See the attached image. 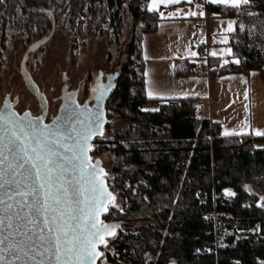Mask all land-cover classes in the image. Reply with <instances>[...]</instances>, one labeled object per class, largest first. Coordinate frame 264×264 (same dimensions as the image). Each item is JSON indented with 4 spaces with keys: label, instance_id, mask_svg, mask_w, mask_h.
Masks as SVG:
<instances>
[{
    "label": "trees",
    "instance_id": "1",
    "mask_svg": "<svg viewBox=\"0 0 264 264\" xmlns=\"http://www.w3.org/2000/svg\"><path fill=\"white\" fill-rule=\"evenodd\" d=\"M149 3L4 0L0 4V62L9 52L15 28L30 42L42 40L58 24L68 26L75 60L88 25L97 29L108 22L119 43L125 35V18L130 17L128 57L107 105L130 124L110 140L97 138L95 145L103 147L94 146L92 154L105 148L112 151L115 160L108 182L123 200L117 208L110 207L111 213L115 210L124 220L140 224L111 242L114 253H106L108 258L116 264H264V207L260 206L264 203V146L254 144L264 136L225 137L220 124L199 116L196 100L149 99L142 38L160 21L157 12L147 10ZM208 9L239 17L232 44L240 63L221 66L214 59L213 74H250L263 67L264 0H250L239 9L214 4ZM184 62L177 67L178 74H189L195 66ZM225 189L236 195L226 196ZM215 192L218 209L232 210L235 226L216 227L206 220V212L215 207ZM205 197L207 202H203Z\"/></svg>",
    "mask_w": 264,
    "mask_h": 264
},
{
    "label": "snow or ice",
    "instance_id": "2",
    "mask_svg": "<svg viewBox=\"0 0 264 264\" xmlns=\"http://www.w3.org/2000/svg\"><path fill=\"white\" fill-rule=\"evenodd\" d=\"M212 4L239 9L250 0H209ZM4 0H0L3 4ZM193 0H151L150 12H158V5H179ZM199 7V5H197ZM177 12L170 16L179 15ZM164 17L163 12H159ZM186 16H204L203 11L184 13ZM248 15H254L248 13ZM237 22L229 21L227 33L236 30ZM243 30V26L239 25ZM228 44V37L220 41ZM232 54V49H222L220 55ZM216 51L210 53L217 56ZM191 56L198 53L191 52ZM145 59H148L145 56ZM207 63V60L204 61ZM233 63L239 64L235 59ZM224 60L223 64H228ZM148 76V73H144ZM234 79V77H232ZM247 83L246 80L242 81ZM149 99L159 94L149 90ZM243 98L248 99L245 89ZM235 101H233L234 103ZM247 109V105H245ZM158 111V109H156ZM149 111V109H144ZM27 115V113L25 114ZM102 123L97 117V129L91 127L80 135L79 143L63 142L65 133L52 131L47 125L38 127L15 118L14 113H0V262L2 264H96L107 247L106 237H116L119 225H109L99 219L100 210L109 211L115 197L107 190L102 169L87 157V141L99 131ZM225 130V137L240 135ZM257 136L264 132L256 131ZM71 139V134L68 135ZM11 157V159H9ZM71 172L78 178L68 175ZM228 197L236 195L225 189ZM19 198V199H17ZM264 201V197H261ZM264 207V203H261Z\"/></svg>",
    "mask_w": 264,
    "mask_h": 264
},
{
    "label": "crops",
    "instance_id": "3",
    "mask_svg": "<svg viewBox=\"0 0 264 264\" xmlns=\"http://www.w3.org/2000/svg\"><path fill=\"white\" fill-rule=\"evenodd\" d=\"M210 4L209 0H193L191 4L158 5V26L152 32L145 33L142 38L145 72L148 73L145 76L146 91L158 93L156 98L161 100H202L203 104L195 105L197 113L220 124L222 135L225 130L245 135H256V131L264 132V65L253 69L250 74L226 71L213 74L211 78L192 71L189 74L177 73V67L183 66L184 61L188 60L193 64L199 61L197 55H190L193 51L197 53L198 41H207L209 54L212 51L218 53L217 56L210 55L211 61H220L221 66L224 60H228L230 64L239 59L234 57L232 44L237 27L232 33L224 31L229 21H236L238 25L239 17L213 12L208 9ZM178 10L179 15H168ZM191 11H203L205 15H184ZM159 12H163L164 17ZM225 36L228 37V44H221L220 41ZM227 48L232 49V54L225 52L221 56L220 51ZM244 80L247 81L246 84L242 82ZM245 89L248 90L247 100L243 98Z\"/></svg>",
    "mask_w": 264,
    "mask_h": 264
},
{
    "label": "rangeland",
    "instance_id": "4",
    "mask_svg": "<svg viewBox=\"0 0 264 264\" xmlns=\"http://www.w3.org/2000/svg\"><path fill=\"white\" fill-rule=\"evenodd\" d=\"M125 20V35L119 43L116 42V35L112 34V28L108 22L101 23L97 29H95V25H88L83 42L79 43L75 60L71 49L72 31L63 24L56 25L53 32L46 34L50 38L43 44L40 52L29 53L28 70L41 91L46 92L49 105H51L50 113H57L59 106H61L59 96L63 92L64 74L70 78L69 87L71 91L80 87L79 102L83 103L100 71H103L107 77L112 76L114 71L121 73L122 66L128 57V43L132 35V20L128 16ZM25 39L26 37L22 35L21 30L15 28L11 34L9 52L0 62V109L3 108L6 95L11 93L12 99L17 97L19 99L17 112L32 111L34 114H41V106L33 92L28 90L21 71L22 61L29 46L34 42H27ZM110 54L112 57L109 56ZM88 77L90 78L86 80ZM105 80L107 81V78ZM107 111L109 122L105 125L103 135L98 137L100 140H110L115 132H123V129L130 124L129 120H125L117 111L108 109V107ZM254 144L263 147L264 140L254 141ZM101 147H103L102 144L96 145V148ZM95 157L102 161L107 173L106 177L109 178L113 173L111 169L115 160L112 151L105 148ZM117 194L121 200L118 198L114 203V208L115 204H119V200L120 203L123 200L120 193ZM129 220L131 221V219ZM130 224L131 226L139 225L140 221L132 220ZM107 239L109 243L106 248H103L104 256L99 264H116L106 254L114 253L113 245H111L114 240L112 237Z\"/></svg>",
    "mask_w": 264,
    "mask_h": 264
},
{
    "label": "water",
    "instance_id": "5",
    "mask_svg": "<svg viewBox=\"0 0 264 264\" xmlns=\"http://www.w3.org/2000/svg\"><path fill=\"white\" fill-rule=\"evenodd\" d=\"M49 36H46L45 38H42V40L34 41L28 48V52L26 53L24 60L22 62L23 65V77L25 84L30 92H33V94L36 96L38 101H40L41 105L43 106V114L41 117L31 115L30 113H19L15 110L17 101H10L9 99H6L3 104V108L0 109V113H14L15 118L24 121L26 124L28 122H33L38 125V127H43L44 125H47L49 129L52 131H60L65 133V138L63 142L68 144L73 143H79L80 135L88 130L89 127L93 129H97V117L99 116L102 123L99 124V131L105 132V125L109 122L108 117V111H107V105L108 101L113 95V92L116 90V79L119 77L118 72H114L112 74L113 76L110 77V82L108 83H99V85H96L93 87L92 93L94 96H91L94 100V105L90 104L89 102H86V104L82 105L79 103L78 99V93L76 91L68 92L66 89L62 95V103L59 107V112L55 120H51L50 122L46 121V115L48 113V109L50 107L48 98L45 94V92H42L37 83L35 82V79L31 76V74L28 73L26 67V63L29 58V53L34 52L35 50L39 49L43 46V44L49 39ZM115 78V79H114ZM115 80V81H114ZM71 134V139H68V135ZM98 137H101V135L94 132L92 137L87 141V157L91 158V162L94 164H97V171L98 175L99 170L102 169L104 173V167L102 161H92V150L95 145V141ZM11 159V157H9ZM69 176L73 178H78L77 175L72 174L71 172L68 173ZM105 184L107 186V190L112 193L113 192L110 189V185L108 182V178L104 177ZM2 191L0 190V195H2ZM19 199V198H17ZM111 206V205H110ZM110 211V207H109ZM109 211L105 213L103 209L100 210V216L99 219L104 221L105 223L112 225L110 222H106L105 216L109 214ZM107 238V237H106ZM102 247H99V251H102ZM102 258H98L96 261V264H99ZM2 264V262H0ZM31 264V262H29Z\"/></svg>",
    "mask_w": 264,
    "mask_h": 264
},
{
    "label": "flooded vegetation",
    "instance_id": "6",
    "mask_svg": "<svg viewBox=\"0 0 264 264\" xmlns=\"http://www.w3.org/2000/svg\"><path fill=\"white\" fill-rule=\"evenodd\" d=\"M23 62V61H22ZM27 63H28V61H27ZM27 63H26V65H27ZM28 67H29V65H27V67H26V69H27V71H28V73L29 74H31V72H29V70H28ZM21 71H23V66H22V70ZM114 72H116V71H114ZM114 72L112 73V74H114ZM32 76V75H31ZM113 76V75H112ZM112 76H109V77H107L106 75H105V73L103 72V71H100L99 72V75H98V77L97 78H95V80H94V83H93V85H91V88H90V90L91 91H89V94L87 95V97H86V100H85V102H83V103H80V104H82V105H84V104H86V102H89L90 104H93L94 105V100H93V98H91V96H94V94L92 93V91H93V87H95L96 85H99V83H108V82H110V77H112ZM64 85H63V92L61 93V95L59 96V99L61 100V103H62V95H63V93L64 92H66L65 91V89L68 91V92H72V91H76L77 93H78V99H79V94H80V92H81V90H80V87H76V89H73L72 91L70 90V87H69V77H67L65 74H64ZM90 77H88L86 80H88ZM107 78V81L105 80ZM115 79V78H114ZM115 81V80H114ZM36 82V81H35ZM37 83V82H36ZM85 85H87L86 83H85ZM39 87V86H38ZM39 89H40V87H39ZM29 90V89H28ZM41 90V89H40ZM46 93V92H45ZM35 96V95H34ZM47 96V95H46ZM36 97V96H35ZM48 98V97H47ZM6 99H9L10 101H12V102H14V101H17V103H16V108L18 107L17 106V104H18V102H19V99H18V97L17 98H13L12 99V95H11V93H9V94H7L6 95V98H5V100ZM4 100V101H5ZM38 100V99H37ZM48 101H49V99H48ZM39 102V104H40V106H41V111H42V113L41 114H38V113H33L32 111L30 112V111H23V112H21V113H30L31 115H34V116H38V117H41L42 116V114H43V109H42V105H41V103H40V101H38ZM4 104V103H3ZM61 105V104H60ZM50 107H51V105H50ZM50 107H49V109H48V113H47V115H46V121L45 122H50L51 120H55V118L57 117V115H58V112H59V110H57V113H50ZM60 107V106H59ZM16 108H15V110H16ZM19 112V111H18ZM20 113V112H19ZM92 161H99L100 159L99 158H97V157H95L93 154H92ZM112 191V190H111ZM113 192V194H114V197H115V202L118 200V198H119V195L117 194L118 193V191H112ZM120 199V198H119ZM121 200V199H120ZM120 200H119V204L121 205V203H122V201H121V203H120ZM114 202V203H115ZM119 204H115V208H117V205H119ZM111 208H114V206H112L111 205ZM112 212V209H110V211H109V215H110V217H108V218H105V220H106V222H110L111 224H116V225H119V227L116 229V232H117V236L116 237H112L113 238V240L114 241H116L117 239H118V236H120L124 231H127V229H129V228H132L133 226H131V221L129 220V221H126V220H124V218L123 217H121L120 215H119V213H116V211L115 210H113V213H111ZM108 238V237H107ZM103 248H105V247H102V252H103Z\"/></svg>",
    "mask_w": 264,
    "mask_h": 264
},
{
    "label": "built area",
    "instance_id": "7",
    "mask_svg": "<svg viewBox=\"0 0 264 264\" xmlns=\"http://www.w3.org/2000/svg\"><path fill=\"white\" fill-rule=\"evenodd\" d=\"M196 50H197V58L199 61L195 63V66L192 69V72L197 75H202V77L211 78L213 76L212 72V64H211V58L208 50L209 44L207 41H198L196 44ZM207 60V63L204 61ZM203 104L202 100H197L195 102V105H201ZM214 195V201H215V207L213 210L206 212L205 217L206 220L215 223V226L217 227L219 224H222L223 227H228L229 225L237 224L236 219L234 218V213L232 210H227L224 212H221L220 209L217 207L216 203V197H218V194L215 192ZM203 202H207V197L204 198Z\"/></svg>",
    "mask_w": 264,
    "mask_h": 264
}]
</instances>
